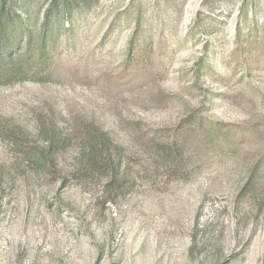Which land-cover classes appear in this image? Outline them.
Masks as SVG:
<instances>
[{"label":"rangeland","instance_id":"rangeland-1","mask_svg":"<svg viewBox=\"0 0 264 264\" xmlns=\"http://www.w3.org/2000/svg\"><path fill=\"white\" fill-rule=\"evenodd\" d=\"M71 2L61 70L0 84V264H264V73L246 69L264 46L234 53L262 43L264 0ZM133 58L149 72L130 81ZM83 127L114 186L80 171Z\"/></svg>","mask_w":264,"mask_h":264},{"label":"trees","instance_id":"trees-1","mask_svg":"<svg viewBox=\"0 0 264 264\" xmlns=\"http://www.w3.org/2000/svg\"><path fill=\"white\" fill-rule=\"evenodd\" d=\"M72 0H49L47 5L39 8L35 15V21H38V30L35 34L29 29L30 11L34 3L31 0H0V84L12 85L14 83L34 80H49L61 70L59 65V38L62 32H68L65 28V20H68L70 26L74 25ZM40 12V16L38 13ZM40 17V18H39ZM70 18V19H69ZM32 23V20H31ZM246 40V45L241 43V36L236 35L234 53H242L249 50L256 44L264 46V37L262 43L258 41ZM252 44H249V43ZM245 46H250L248 49ZM142 52V51H141ZM140 52V53H141ZM258 57L253 61V65H247V71L257 69L264 73V49L256 50ZM129 72L125 75L130 81H134L138 76L148 74L145 61L138 59H129ZM212 126V124H211ZM227 127L233 128L235 134L241 131L238 125H225L224 135H227ZM241 133V132H240ZM76 139L81 145L78 159L80 161V171H96L108 174L109 181L107 187L114 186L113 177L119 165L114 159H111L109 153L110 141L108 137L100 130L83 127L76 130ZM241 134L237 139H241ZM52 138L48 139V150L50 154ZM232 141L233 139H229ZM225 149L232 147L229 143L220 140ZM21 152L29 159V162L38 164L36 157L42 159L45 155L33 150L31 147L21 149ZM103 166V168L101 167ZM102 168V169H101Z\"/></svg>","mask_w":264,"mask_h":264}]
</instances>
